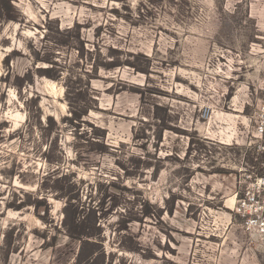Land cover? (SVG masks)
<instances>
[{
  "label": "rangeland",
  "instance_id": "rangeland-1",
  "mask_svg": "<svg viewBox=\"0 0 264 264\" xmlns=\"http://www.w3.org/2000/svg\"><path fill=\"white\" fill-rule=\"evenodd\" d=\"M259 117L264 0H0V264H77L61 189L97 264H264L228 205Z\"/></svg>",
  "mask_w": 264,
  "mask_h": 264
},
{
  "label": "built area",
  "instance_id": "built-area-1",
  "mask_svg": "<svg viewBox=\"0 0 264 264\" xmlns=\"http://www.w3.org/2000/svg\"><path fill=\"white\" fill-rule=\"evenodd\" d=\"M259 119L249 145L252 159L235 183L233 212L246 239L264 245V119Z\"/></svg>",
  "mask_w": 264,
  "mask_h": 264
},
{
  "label": "trees",
  "instance_id": "trees-1",
  "mask_svg": "<svg viewBox=\"0 0 264 264\" xmlns=\"http://www.w3.org/2000/svg\"><path fill=\"white\" fill-rule=\"evenodd\" d=\"M87 108V107H86ZM156 111L161 110L159 107H155ZM88 113L85 111H72L71 117L68 118V121L71 123L80 122L84 116ZM162 122V129L167 130L168 127L164 120ZM57 181V180H56ZM55 181V182H56ZM59 181V180H58ZM57 181V182H58ZM63 189H61L62 198L67 200V205L65 207V217H64V226L67 228L68 236L72 239L79 240L82 242L80 252L77 258V264H97L100 263L101 257L99 251L95 248H100L102 246V241L100 240L101 233L95 234L93 230L101 231V224L99 223L100 218L97 217V212L95 209H90L86 204H81L79 200L75 197L69 196ZM34 207L35 211L38 213L41 209H44L45 214L49 213V204L47 196L37 197L34 200L29 198L28 201H23L16 208L21 210L26 207ZM173 206L170 208L172 213ZM144 217L156 216L153 212V207H146L143 211ZM40 219H44V216L38 215ZM93 218L92 221H90ZM99 238V239H98ZM104 253V252H103ZM102 256L104 254H101Z\"/></svg>",
  "mask_w": 264,
  "mask_h": 264
},
{
  "label": "bare ground",
  "instance_id": "bare-ground-1",
  "mask_svg": "<svg viewBox=\"0 0 264 264\" xmlns=\"http://www.w3.org/2000/svg\"><path fill=\"white\" fill-rule=\"evenodd\" d=\"M234 197V196H233ZM234 203H235V198H231V199H229V201H228V205H229V207H232L233 205H234Z\"/></svg>",
  "mask_w": 264,
  "mask_h": 264
}]
</instances>
